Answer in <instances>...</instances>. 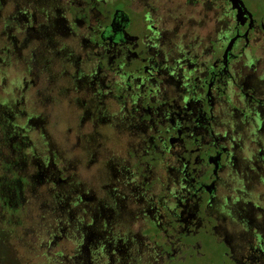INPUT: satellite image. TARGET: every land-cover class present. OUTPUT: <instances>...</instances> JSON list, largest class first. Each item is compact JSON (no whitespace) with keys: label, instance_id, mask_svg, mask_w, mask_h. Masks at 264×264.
I'll return each instance as SVG.
<instances>
[{"label":"flooded vegetation","instance_id":"obj_1","mask_svg":"<svg viewBox=\"0 0 264 264\" xmlns=\"http://www.w3.org/2000/svg\"><path fill=\"white\" fill-rule=\"evenodd\" d=\"M22 2L0 220L25 264H264V0Z\"/></svg>","mask_w":264,"mask_h":264},{"label":"rangeland","instance_id":"obj_2","mask_svg":"<svg viewBox=\"0 0 264 264\" xmlns=\"http://www.w3.org/2000/svg\"><path fill=\"white\" fill-rule=\"evenodd\" d=\"M244 1L246 6L252 11H256L260 9L263 2V0H244ZM36 2H39V0H32L33 5H36ZM15 3L17 5L19 4L20 7L24 8L25 4H23L22 0H15L9 6H4L0 4V110L4 109L3 108L4 102L8 107H10L12 105L14 106V103L16 101L11 77L16 72V63L20 61V57L18 59L12 57L11 46H12V39L15 38V35L18 32L17 29H13L10 26L11 24L9 21L12 19L10 18V16H12L11 11L13 10V9L11 10V8H14ZM7 10H10L9 15L6 14ZM59 105L60 103H56L53 107L56 115L60 113L61 108L59 107ZM30 108L32 107H28V109ZM27 113L29 115L30 111L29 112L27 111ZM37 125L42 128L41 123H38ZM47 125H50V121L47 122ZM30 131H28L27 134L30 135ZM3 174H5V172H2V170L0 169V176L2 180H4L5 183H7V177L4 176ZM1 215L2 214L0 213V217ZM12 215L16 218L19 215V213L14 212ZM20 222L21 220L16 221L15 219L10 223H6L5 219L0 220V264H25V259L27 260L31 255L30 252H32L33 249L32 241L29 242L27 241V244L24 241L23 242L18 241L19 244L17 245L15 243L16 240L11 238L9 234L10 228L11 230H17V232L19 233L18 226L19 224H21ZM11 243H15V244L12 245ZM14 246L16 247V250ZM30 264H34V263L31 261Z\"/></svg>","mask_w":264,"mask_h":264}]
</instances>
